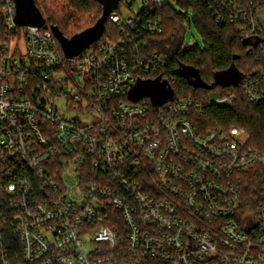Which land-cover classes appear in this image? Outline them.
Segmentation results:
<instances>
[{
	"label": "built area",
	"instance_id": "obj_1",
	"mask_svg": "<svg viewBox=\"0 0 264 264\" xmlns=\"http://www.w3.org/2000/svg\"><path fill=\"white\" fill-rule=\"evenodd\" d=\"M206 1L246 39L264 35V0ZM141 4L127 17L119 5L99 43L67 58L48 22L19 24L0 0V264H264V200L242 191L264 153L242 128L199 121L204 101L234 95H134L167 62L144 49L167 3ZM262 82L241 81L251 101Z\"/></svg>",
	"mask_w": 264,
	"mask_h": 264
},
{
	"label": "trees",
	"instance_id": "obj_2",
	"mask_svg": "<svg viewBox=\"0 0 264 264\" xmlns=\"http://www.w3.org/2000/svg\"><path fill=\"white\" fill-rule=\"evenodd\" d=\"M46 16L49 25H58L62 32L72 35L95 24L102 15V5L97 0H67L68 11H59L58 4L49 6V0H35ZM131 7L133 3L121 0ZM96 5L95 18L84 25L70 22L79 20L90 6ZM179 8L169 4L158 8L153 16L162 20L163 30L159 33L144 35L146 53L159 52L167 57L166 64L156 73H150L146 79L169 82V94L175 97H193L203 100L210 91L220 89L221 97L234 95L232 101L223 104L205 103V112L199 117L208 128L239 127L249 134L247 144L264 153V101L253 102L241 87V81L248 77H257L264 72V35L246 39L240 34L242 22H232L213 1L177 0ZM44 8V9H43ZM220 15H223L220 17ZM194 23L203 37L204 45L185 48L187 29ZM109 21L106 23L109 30ZM257 39L260 40L258 45ZM99 42H95L94 45ZM61 51L62 47L60 46ZM190 70L193 76H189ZM230 70V76L240 75L241 80L230 86L216 83L221 81L220 73ZM174 80V81H173ZM264 87V82H262ZM144 101L151 103L147 95ZM243 196L248 206L255 207L264 200V175L255 172L245 175Z\"/></svg>",
	"mask_w": 264,
	"mask_h": 264
},
{
	"label": "water",
	"instance_id": "obj_3",
	"mask_svg": "<svg viewBox=\"0 0 264 264\" xmlns=\"http://www.w3.org/2000/svg\"><path fill=\"white\" fill-rule=\"evenodd\" d=\"M102 5V15L98 18L95 24L86 29L72 35L66 36L58 25H50L54 35L59 41L64 55L67 58H73L86 50L93 43L98 41L106 29V23L119 5L121 0H97ZM17 6L16 21L22 25L47 26V19L42 13L35 0H15ZM260 42L257 39L256 44ZM221 81L217 79L216 83L230 86L236 85L242 79L240 75L230 76V70L220 73Z\"/></svg>",
	"mask_w": 264,
	"mask_h": 264
},
{
	"label": "rangeland",
	"instance_id": "obj_4",
	"mask_svg": "<svg viewBox=\"0 0 264 264\" xmlns=\"http://www.w3.org/2000/svg\"><path fill=\"white\" fill-rule=\"evenodd\" d=\"M128 1L131 2V0H128ZM164 1L167 4H169L175 8H179L178 4H177V0H164ZM54 3L58 4L57 8L59 11H68L69 10L67 0H49L50 8L53 9ZM141 6H142L141 0H135L132 7H130L129 4L123 2L121 4V6L119 7V12L122 15H124L125 17H127L132 13V11L138 12L139 9L141 8ZM95 11H96V5L92 4L86 12H83L84 14H82V13L78 14V16H80V17H77L79 20H76V21L72 20L70 22L73 25L75 23H79V24L81 23L82 25H84L88 22H91V20H93L95 18ZM42 12H43V10H42ZM257 17L259 18L261 25L264 28V7L260 8L257 11ZM2 42H3V40L0 37V45L2 44ZM194 45L203 46L204 42H203L202 35L197 30L195 24L192 23L191 26L187 29V33H186V37H185V48H188V47L194 46ZM21 46L24 47L23 51H25V46L23 45V43L21 44ZM187 74L189 76H193V73L190 70L187 71ZM137 85H138L137 91L134 92V95L136 97H142L144 95H147V96L155 99L156 101H163L170 96L169 87L165 86L163 83H160L158 80H150V81H147L143 84L139 82V83H137ZM220 92H221L220 89H214V90L210 91L209 96L211 99H217V98L221 97ZM58 104H59V107L61 110L66 111L64 101L60 100L58 102ZM68 114L72 115L73 113L69 112ZM79 116L84 117L81 113L79 114Z\"/></svg>",
	"mask_w": 264,
	"mask_h": 264
}]
</instances>
